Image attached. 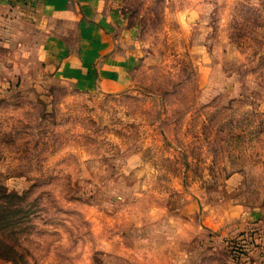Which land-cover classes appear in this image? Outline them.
<instances>
[{
  "label": "rangeland",
  "instance_id": "obj_1",
  "mask_svg": "<svg viewBox=\"0 0 264 264\" xmlns=\"http://www.w3.org/2000/svg\"><path fill=\"white\" fill-rule=\"evenodd\" d=\"M196 1L118 0V93L0 50V264H264V0Z\"/></svg>",
  "mask_w": 264,
  "mask_h": 264
},
{
  "label": "crops",
  "instance_id": "obj_2",
  "mask_svg": "<svg viewBox=\"0 0 264 264\" xmlns=\"http://www.w3.org/2000/svg\"><path fill=\"white\" fill-rule=\"evenodd\" d=\"M117 2L0 0V50H23L58 74L83 73L104 92H121L130 85L128 52L106 29L120 19Z\"/></svg>",
  "mask_w": 264,
  "mask_h": 264
}]
</instances>
